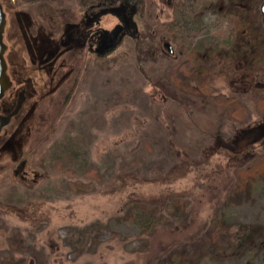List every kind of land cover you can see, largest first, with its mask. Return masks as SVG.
<instances>
[{"label": "rangeland", "instance_id": "obj_1", "mask_svg": "<svg viewBox=\"0 0 264 264\" xmlns=\"http://www.w3.org/2000/svg\"><path fill=\"white\" fill-rule=\"evenodd\" d=\"M7 1L8 72L18 64V86L31 76L35 88L0 134V264H142L149 245L161 263L173 252L175 264H264V237L244 236L264 232V173L235 177L262 151L219 142L262 117L264 0H125L136 31L99 53L74 43L41 73L38 44L121 0ZM100 20L113 29L119 16ZM230 97L246 115L218 105ZM142 201L158 210L152 236Z\"/></svg>", "mask_w": 264, "mask_h": 264}, {"label": "trees", "instance_id": "obj_2", "mask_svg": "<svg viewBox=\"0 0 264 264\" xmlns=\"http://www.w3.org/2000/svg\"><path fill=\"white\" fill-rule=\"evenodd\" d=\"M108 13L114 16L115 15L119 16V21L116 24V26H114V28L117 30L118 35H121V33H124V32L126 33L132 32L133 29L136 31L135 22L129 15V13H132V12L130 8H128V5L125 0H121L117 4H114L110 7H101L97 11H93L92 16L94 17L96 16L97 18H100L102 15H105ZM92 23L95 25V20H93ZM79 27L80 28H77L76 31H72L73 37L77 41L76 44L80 43L82 47L84 48L87 47L88 52L90 51L92 52L94 50L95 52L98 51L99 53L104 48L115 43L120 37L117 35L106 37L102 33L103 34L102 40L100 41L99 39H97L96 42L94 41V44H93L90 42V39L91 37L96 36L99 33L98 32L99 28L97 30V33L91 34L88 31L86 24L81 23ZM71 55H72V51L67 56V62L68 60H70ZM28 88L30 90L29 92V97H30L33 94L35 85L31 82L29 83ZM10 93L12 92L9 91L8 94L6 95L8 97H5V100H4V102L6 103L5 107L7 108V110H12L15 106L14 97L13 98L12 96L10 97ZM26 104L27 102L25 103V105ZM25 105L14 118H17L22 113ZM218 105H220L228 114H230L231 116L235 118H240L241 116L246 115L247 113V108L237 97H230V98H227L226 100H219ZM257 106H258L259 112L262 114V117L260 119L256 120L252 124L247 125V127L242 128L239 131H237L236 134L232 138H230V140H224L223 137L219 139V142H222L224 147L228 148L229 150L233 152L244 153V155H251L252 153H256L257 151H262L260 154L254 157V159L252 160L250 164L246 166H241L235 169L236 184L238 186H245L247 184L249 175L255 174V171H257V173H264V97L258 99ZM240 139L244 140L245 142L246 141L252 142L253 143L252 148L240 150L238 148V141H240ZM186 205L187 204H183V209L185 211H186L185 209ZM135 206H138L141 209H143V210H140V215L143 216V218L145 219L144 225L146 228H149V231L153 230V233H149V234L151 236L154 235L158 231L159 226H161L157 218L158 210L150 206L145 201L136 202ZM180 206L181 205L179 204L178 207ZM142 212L146 214H141ZM214 226L215 227H212L210 230V233L213 239H215L218 236L219 229H220L218 225H214ZM179 230L181 232L182 230L187 231L188 229H186V225H180V226L178 225L177 227H174L172 229V231H179ZM254 232L255 233L258 232L262 236V238L264 237L263 228L258 227V228H251V231L249 228H247V230L244 232L245 238L246 239L254 238L252 237V234ZM240 234L241 233L239 231L236 234V238L239 241H240ZM149 246H150V249L146 252L147 254L145 253V255H143L144 261L142 264H175L177 263L178 260L175 258V255L173 252L170 254V256L167 259L163 260L161 263V259H160L161 257H159L161 253L159 252L160 247H158L157 249V246H154V247L152 245H149ZM171 247L172 246H165L164 249L171 248ZM164 249H161V250H164Z\"/></svg>", "mask_w": 264, "mask_h": 264}, {"label": "flooded vegetation", "instance_id": "obj_3", "mask_svg": "<svg viewBox=\"0 0 264 264\" xmlns=\"http://www.w3.org/2000/svg\"><path fill=\"white\" fill-rule=\"evenodd\" d=\"M0 1H1V3L3 5V9H4L5 13H6V19H7L6 27H5V32H6L7 26L10 23V16L13 15V2L9 1L10 3H8L7 0H0ZM168 2H171V0L170 1L168 0ZM94 7L96 8V6H93L91 9H89L88 11H86L84 13L85 16H86V20H85L86 22L85 23L87 25L88 31L91 34L97 33V30L99 28L98 32L101 31L106 37L118 35L117 30L115 28H113V29L110 28L109 29V28H106V27H102L101 25L99 26L100 21H101L100 20L101 17L97 18L96 16L95 17L92 16L93 15V11L95 10ZM93 20H95V25L92 23ZM80 21H82V17H80ZM11 26H12V23L10 24V27ZM75 37H77V36H75ZM33 39L35 41L37 40V38H33ZM76 42L77 41L73 37V32L70 31L66 35V38H62L61 40H59L57 45L52 44L48 49L43 47L41 44H38L37 48L39 50V59H37V60L40 63L36 64L35 62H32V66H31L30 69H32L33 73L34 72L41 73V72L45 71L44 70V66H45V63L49 60L50 56H54V55L58 56V54H61V52L65 51L66 48L72 47V45L74 43H76ZM67 52H68V54H70L69 51H67ZM18 69H19V65L18 64H15L13 66V63H12L11 65H9V76H10V78L12 80V86L9 88V91L12 92V93H10V97L11 96H12V98L14 97L15 106H16L17 101H18L19 97L21 96V94L24 93V95H25V99H24V102H23V106H24L25 103L27 102L28 98H29L30 90H29L28 86H29V83L32 82V80H31V76H30L29 79H26V80H24L21 83V86H18L19 83L23 79V78H20V74H19ZM8 92H7V94H8ZM4 100H5V98H3L0 101V112L2 114H7V113L11 112L13 109L12 110H7V108L5 107L6 103L4 102ZM15 106H14V108H15ZM12 122H13V120H12ZM12 122L9 124V126L12 124ZM4 129H3V131H4Z\"/></svg>", "mask_w": 264, "mask_h": 264}, {"label": "water", "instance_id": "obj_4", "mask_svg": "<svg viewBox=\"0 0 264 264\" xmlns=\"http://www.w3.org/2000/svg\"><path fill=\"white\" fill-rule=\"evenodd\" d=\"M261 12L264 23V1L261 5ZM6 22H7L6 13L0 1V100L4 97L6 91L12 86V80L8 74V64L5 57V53L7 51V44L4 41ZM165 46L169 49L170 52L173 51L169 42H165ZM24 99H25V95L24 93H22L17 101L15 108L11 112L7 114L0 113V132L4 127H6L11 122L13 116H15L20 111Z\"/></svg>", "mask_w": 264, "mask_h": 264}]
</instances>
